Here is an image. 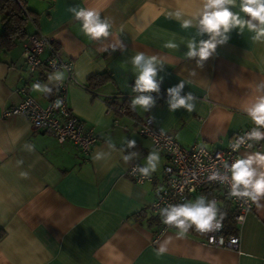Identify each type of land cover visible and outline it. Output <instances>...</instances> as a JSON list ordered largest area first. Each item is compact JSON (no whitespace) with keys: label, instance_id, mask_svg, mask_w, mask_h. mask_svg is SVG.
Returning a JSON list of instances; mask_svg holds the SVG:
<instances>
[{"label":"crops","instance_id":"0c3cea01","mask_svg":"<svg viewBox=\"0 0 264 264\" xmlns=\"http://www.w3.org/2000/svg\"><path fill=\"white\" fill-rule=\"evenodd\" d=\"M21 1L32 17L27 37L0 50V264H264V209L252 205L236 227L237 250L207 246L191 230L184 237L177 235L178 229L159 231L150 208L162 183L166 164L162 154L152 181L137 184L127 174L131 164L145 166L152 150L150 141L135 131V122L146 117H154L155 125L183 147L201 144L223 149L233 136L254 127L244 108L257 95L256 85L264 81V43L254 42L247 29L233 30L229 41L219 45L200 68L196 59L184 57L187 48L182 43L192 38L195 29H182L169 17L181 10L187 18L200 0ZM71 6L99 10L112 22L113 35L89 40L68 11ZM35 33L50 37L60 56L72 62L82 88L68 85L67 105L97 136L88 154L69 141L60 143L52 134L35 132L22 116L3 117L9 106L23 99L22 88L41 106L56 90L58 82L48 80L52 71H27L23 50ZM117 38L126 51L102 50L115 45ZM169 40L179 48H165ZM137 52L163 61L157 77H163L159 92L132 91L136 76L130 57ZM97 75L106 80L89 87V79ZM181 80L185 82L181 95L192 92L197 97L191 113L184 108L170 111L167 103L171 99L167 89ZM37 82L47 84L52 93L33 92L31 85ZM141 94L155 100L147 112L130 106ZM113 96L127 105L125 114L107 111L106 101ZM108 139L125 151L111 152ZM131 139L136 140V148L127 149L126 141ZM261 143L259 151L264 152ZM27 144L35 150L27 151ZM98 151L101 159L94 161ZM129 152L139 156L126 163L122 155ZM18 160L23 165L18 166ZM21 171H27L29 179H21ZM161 246L166 251L158 254Z\"/></svg>","mask_w":264,"mask_h":264},{"label":"clouds","instance_id":"9594fccd","mask_svg":"<svg viewBox=\"0 0 264 264\" xmlns=\"http://www.w3.org/2000/svg\"><path fill=\"white\" fill-rule=\"evenodd\" d=\"M235 9V11H234ZM68 11L72 13L74 19L80 23V31L91 41L106 40L113 35L111 29L112 22L108 17H101L99 10L89 7L71 6ZM170 18L180 22L182 29H195V34L186 42L187 51L184 53L186 59H196L197 67L202 68L204 62L213 57L219 45L226 44L230 39L233 30L243 33L245 29L252 33V40L264 43V0H200L195 12L187 18L181 10L169 13ZM207 35V39H197ZM164 47L167 49H178L179 45L172 40L166 41ZM111 48L115 51L119 48L126 51V45L117 38L115 45L109 44L102 47L103 51ZM133 73L136 76L132 91L137 93H151L160 91L158 72L163 70V61L157 55H148L145 52H137L130 57ZM194 74V73H193ZM49 82H62L64 72L56 70L48 76ZM33 92L50 95L52 88L47 84L39 82L31 85ZM185 89V82L181 80L178 84L167 89V100L170 111L184 108L191 113L196 108L197 97L192 92L181 95ZM257 95L244 108L255 125L251 131L238 137L235 143L231 144L233 151H238L241 146L246 145L248 149L253 147V143L264 141V81L256 85ZM63 104L61 99H57L53 104L54 108H60ZM155 105V100L150 95H138L131 101V108L135 110L137 106L145 112ZM152 119H155L154 117ZM107 148L111 152L119 151L123 153L125 148L117 149L116 144L111 139L106 141ZM27 151L32 152L35 146L25 145ZM127 149L136 148V140L126 141ZM111 153H109L110 155ZM102 151H98L93 160L101 159ZM138 152H129L122 155L124 162H129L138 157ZM161 163L160 151L152 149L146 157L145 166L137 165L133 172H138L142 177H150ZM17 165H23V160H18ZM223 172L213 171L209 180L228 184L227 197L235 198L236 201L251 208L255 205L258 210L264 209V152H246L243 156L235 159L231 164L224 162ZM21 179H29L27 171L19 173ZM194 191V189H193ZM161 222L169 227L178 229L177 235L184 237L189 229H193L201 234L216 232L223 228V221L227 213L221 211L215 199H208L206 195H198L194 200H185L183 203L167 204L159 209ZM215 237H210V242H215ZM222 242V241H221ZM237 243L236 240L232 241ZM166 249L161 246L158 254H162Z\"/></svg>","mask_w":264,"mask_h":264},{"label":"built area","instance_id":"2783aa9c","mask_svg":"<svg viewBox=\"0 0 264 264\" xmlns=\"http://www.w3.org/2000/svg\"><path fill=\"white\" fill-rule=\"evenodd\" d=\"M44 53L45 55L43 56ZM23 59L29 73L38 68H44L52 72L61 70L65 73V81L57 83L54 95L45 106H41L22 88L23 99L19 104L9 106L3 112V117L22 116L29 122L35 132L52 134L60 143L69 141L79 151L88 154L96 143L97 136L91 129L85 127L84 122L73 115L67 105L68 85H76L82 88L74 77L72 62L64 60L60 56L54 41L50 37L40 33H35L28 37L27 44L23 50ZM57 99L63 101L60 108L53 107ZM106 103L107 111L121 115L126 113L125 106L118 102L115 96L109 97ZM135 123L136 133L148 139L151 148L158 149L160 154L166 159V164L163 167L162 183L155 191V201L150 208L151 213L159 219L160 232L175 229L161 222L159 215L160 208L165 207L167 204L183 203L194 196L204 195V189L208 187L217 188L219 191L218 195L231 203L234 211V224L236 227H240L246 215L251 212L252 206L249 208L248 205L236 201L235 198L229 199L227 197L229 185L209 180V176L213 171L223 172L224 162L231 164L235 159L242 156V151L261 150V141L253 143L251 149H248L246 145L241 146L238 151H233L231 148V144L235 143L238 137L251 131L253 127L233 136L225 148L216 149L201 144L183 147L174 141L169 134L158 128L150 117H146ZM137 165L131 164L127 169L129 178L137 184L152 181L151 176L145 178L138 172H133V168ZM209 199L218 201V196L213 195ZM189 230L200 236L204 245L230 250L238 249V233L225 237L222 234L223 228L216 232L204 234L196 232L194 228ZM213 236L216 238L215 242H210V237ZM233 240H236L237 243L233 244Z\"/></svg>","mask_w":264,"mask_h":264},{"label":"trees","instance_id":"16d2710c","mask_svg":"<svg viewBox=\"0 0 264 264\" xmlns=\"http://www.w3.org/2000/svg\"><path fill=\"white\" fill-rule=\"evenodd\" d=\"M0 17L3 24V31L0 34V50L7 49L14 45L18 39L27 37L26 27L29 21L32 20L31 14L24 7L21 0H0ZM30 18V20H29ZM106 80L105 76L97 75L89 79V87L96 84H101ZM88 88V86H87ZM128 111L127 105L123 103ZM219 191L215 187L204 189V195L208 199L213 196H218V207L221 211L227 213L223 221L222 234L227 237L237 233V228L233 221L234 211L231 208V203L218 195ZM158 222L159 219L156 217Z\"/></svg>","mask_w":264,"mask_h":264}]
</instances>
